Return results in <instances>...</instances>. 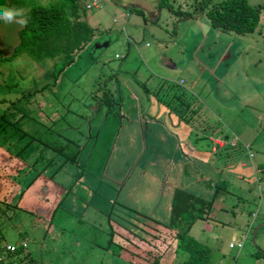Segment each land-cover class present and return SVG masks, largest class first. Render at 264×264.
<instances>
[{"label":"rangeland","instance_id":"374dc122","mask_svg":"<svg viewBox=\"0 0 264 264\" xmlns=\"http://www.w3.org/2000/svg\"><path fill=\"white\" fill-rule=\"evenodd\" d=\"M198 1L176 0L178 14L157 10V0L81 7L94 38L61 71L58 59L0 55V114L10 109L20 135L0 131V194L6 189L9 200L23 190L19 210L1 215L0 249L26 240L22 257L34 264H135L123 248L148 240L152 220L166 224L177 188L211 200L188 231L211 249L209 264H264V254L254 256L264 252V167L251 183L235 174L251 154L264 161V0H248L260 20L243 36L211 28ZM183 108L193 126L184 146L194 155L181 154L173 132ZM216 138L225 146L213 153ZM65 140L76 164L26 187L33 173L54 171L45 165L58 156L43 145ZM240 240L241 249L229 248Z\"/></svg>","mask_w":264,"mask_h":264},{"label":"trees","instance_id":"16d2710c","mask_svg":"<svg viewBox=\"0 0 264 264\" xmlns=\"http://www.w3.org/2000/svg\"><path fill=\"white\" fill-rule=\"evenodd\" d=\"M81 2L82 0H52L46 6L34 4L26 7L25 0H0V14L9 18H20L23 20V26L18 33V44L13 49L10 57L25 53L40 64H43L46 60L53 61L58 59L61 62L60 64L63 65L60 71L70 65L74 60V56L86 48L94 38V30L86 22L80 20ZM175 3L176 0H157L155 6L159 11L161 9H169L171 13L178 14L180 13V6L175 10ZM198 6L200 7L199 14L206 17L211 28L221 32H230L243 36L253 32L260 20V7L251 5L248 0H222L215 3L214 0H199ZM56 64L53 63L54 69H57ZM55 74H51L54 80L56 78ZM107 98L108 92L105 93L104 91L100 101L105 103L104 99L106 100ZM15 103L16 101H11L9 105H14ZM179 104L182 106V102ZM91 109L94 111V107ZM187 110L188 108L185 111L183 108L182 111L184 112L182 114L178 113V117L193 128L191 119L185 116L189 112ZM6 111L11 113L10 109ZM6 111L0 114V131H2L5 138H19V128L16 127L17 122L10 121L7 117L8 113H5ZM179 111L182 112L180 109ZM193 122L195 123L196 121ZM7 131L12 133L6 137ZM67 141L65 146L60 144L48 148L43 145L42 149H51L55 153V157L58 156L57 162H54L55 160L51 158L49 161L47 160L45 165L46 167L54 166V171H51L50 175L46 169L43 172H41V169L39 172L33 173L34 175L27 181L26 187H30L33 183L36 184L41 180L42 176L46 179L56 177V174L62 171L64 165L68 162L72 165L76 164L75 158L65 155L64 150L69 145ZM0 157H3L1 150ZM34 161L28 163V165H35L37 161ZM260 165L263 173L264 166L261 163ZM27 174H30L28 169L26 171ZM77 176H80V172L77 173ZM7 179V174H4L3 182H7ZM263 179V177H259L260 182ZM58 183L60 184V182ZM41 186L40 184L38 187ZM172 192L170 213L166 224H156L152 220L149 225V239L151 240H144L140 246L131 243V246L127 249L123 248L122 252L125 251V256L128 259L131 258L135 264H160L163 252L173 244L175 245V253L181 256V258H176V264H209L211 249L206 244L189 236L188 231L195 220L206 216L211 208V200L200 199L177 188L173 189ZM22 193L23 190L17 197L15 194L14 198L9 200L6 195V189L1 193L5 194V196L0 197V220L3 212H6L9 207L19 210L18 203ZM17 199L18 202L15 204L14 202ZM22 217L18 219V222L20 220L22 222ZM253 217H255V214H253ZM2 238L3 236H0V240ZM24 244H11L12 249H6L4 245L0 249V264H5L3 263L4 259L7 260V264H12L13 262L15 264H34L30 255L26 254L22 257L26 242ZM263 254L262 250H257L254 256H262Z\"/></svg>","mask_w":264,"mask_h":264},{"label":"crops","instance_id":"0c3cea01","mask_svg":"<svg viewBox=\"0 0 264 264\" xmlns=\"http://www.w3.org/2000/svg\"><path fill=\"white\" fill-rule=\"evenodd\" d=\"M23 26V20L20 18H9L7 16H4L0 14V55H2V58H7L11 55L13 49L18 44V33L20 29ZM147 92V88H144V93ZM167 117L171 118L170 111L167 109ZM143 123H146V120H144V117H142ZM150 121L152 120L149 119ZM147 124V123H146ZM191 127L189 125L185 124L183 121H180L179 123L175 124V127L173 128V132L177 133L178 136L181 138L180 142H183L182 146H179V151L182 155L190 154L191 151L189 149H185L184 143L187 136V133L190 132ZM193 129V128H192ZM215 140H220V144L217 145L214 143V146L211 148V151L214 153L216 152V148H223L225 146V142L221 138H217ZM214 140V141H215ZM223 141V142H222ZM203 147V145H200V148ZM207 147H204L201 151V153L204 154V160H207L209 157V153L206 151ZM192 154V153H191ZM251 154V153H250ZM194 155V154H192ZM196 156H199V152H195ZM253 154L249 157L251 160L246 159L245 161H240L239 163V169H237L236 173L231 168V171L235 174H237L238 178L244 179L247 183H251L254 181L255 176L259 173H261L262 166H264V161H257L253 162ZM260 171V172H259ZM1 193H3L1 191ZM5 196V194H0V197ZM263 227V226H260ZM232 242V241H231ZM230 243V242H229ZM171 253H175V245H171V247L166 248V250L163 252V256L161 257L160 264H176V260L171 256ZM211 257V253H210Z\"/></svg>","mask_w":264,"mask_h":264},{"label":"clouds","instance_id":"9594fccd","mask_svg":"<svg viewBox=\"0 0 264 264\" xmlns=\"http://www.w3.org/2000/svg\"><path fill=\"white\" fill-rule=\"evenodd\" d=\"M82 1H83V0H82ZM89 1H90V0H84L83 4H82V2H81V6L83 7L84 10H92V9H95V8L101 7V2H100V0H98V2H99V6H97V7H93V8H90V9H87V8L85 7V5H86V3L89 2ZM125 17H128V14H126ZM115 57L118 58L117 55H115ZM216 139H217V138H216ZM222 142H223V141H222ZM25 242H26V240L22 241L21 244H22V245H25V244H24ZM230 244H232V246H230ZM238 244H240V246H238ZM4 245H5V248H6V246H7V245H10V244H4ZM11 246H12V245H11ZM228 246H229V248H236L237 250H239V249H241L242 246H243V241L240 240V241H238V242H230Z\"/></svg>","mask_w":264,"mask_h":264},{"label":"built area","instance_id":"2783aa9c","mask_svg":"<svg viewBox=\"0 0 264 264\" xmlns=\"http://www.w3.org/2000/svg\"><path fill=\"white\" fill-rule=\"evenodd\" d=\"M99 6V2L98 0H90L89 2L86 3L85 7L87 9L93 8V7H97ZM215 144L219 145L220 144V140H215L214 141ZM230 246H232V244H230ZM238 246H240V244H238ZM13 247L10 245L6 246V249H12Z\"/></svg>","mask_w":264,"mask_h":264},{"label":"water","instance_id":"95a60500","mask_svg":"<svg viewBox=\"0 0 264 264\" xmlns=\"http://www.w3.org/2000/svg\"><path fill=\"white\" fill-rule=\"evenodd\" d=\"M199 147H200V146H199ZM260 226H262V225H259L258 227H260ZM255 232H256V230L253 231L252 239L254 238ZM252 241H253V240H252Z\"/></svg>","mask_w":264,"mask_h":264}]
</instances>
